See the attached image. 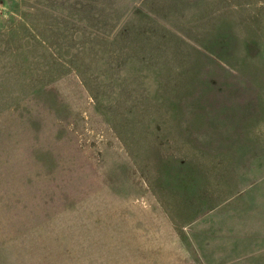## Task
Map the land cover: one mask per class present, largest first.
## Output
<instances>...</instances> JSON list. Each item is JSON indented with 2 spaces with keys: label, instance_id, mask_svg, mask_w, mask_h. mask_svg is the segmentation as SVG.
<instances>
[{
  "label": "rangeland",
  "instance_id": "374dc122",
  "mask_svg": "<svg viewBox=\"0 0 264 264\" xmlns=\"http://www.w3.org/2000/svg\"><path fill=\"white\" fill-rule=\"evenodd\" d=\"M0 264H264V0H0Z\"/></svg>",
  "mask_w": 264,
  "mask_h": 264
}]
</instances>
